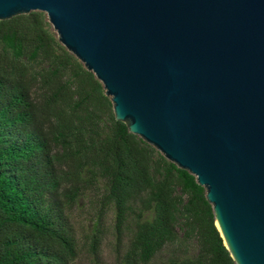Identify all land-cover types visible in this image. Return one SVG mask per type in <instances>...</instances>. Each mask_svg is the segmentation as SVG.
I'll use <instances>...</instances> for the list:
<instances>
[{
    "label": "water",
    "instance_id": "obj_1",
    "mask_svg": "<svg viewBox=\"0 0 264 264\" xmlns=\"http://www.w3.org/2000/svg\"><path fill=\"white\" fill-rule=\"evenodd\" d=\"M30 12L204 188L234 263L264 264V0H0Z\"/></svg>",
    "mask_w": 264,
    "mask_h": 264
},
{
    "label": "trees",
    "instance_id": "obj_2",
    "mask_svg": "<svg viewBox=\"0 0 264 264\" xmlns=\"http://www.w3.org/2000/svg\"><path fill=\"white\" fill-rule=\"evenodd\" d=\"M52 30L42 12L0 21V264H71L67 213L95 191L98 220L110 208L130 233L119 264H235L204 188L115 119ZM190 242V256L160 258Z\"/></svg>",
    "mask_w": 264,
    "mask_h": 264
},
{
    "label": "rangeland",
    "instance_id": "obj_3",
    "mask_svg": "<svg viewBox=\"0 0 264 264\" xmlns=\"http://www.w3.org/2000/svg\"><path fill=\"white\" fill-rule=\"evenodd\" d=\"M52 32L55 34L53 30ZM99 194V191L87 193L67 213L77 244L76 258L71 264H119L121 255L127 248L130 233L124 229L119 236L117 235L112 209L108 208L102 212L98 220ZM96 221L99 222V226L95 229ZM95 235L100 237V241L97 250L93 251L90 243ZM194 252L193 242L178 243L165 248L160 258L165 259L171 254L190 256Z\"/></svg>",
    "mask_w": 264,
    "mask_h": 264
}]
</instances>
